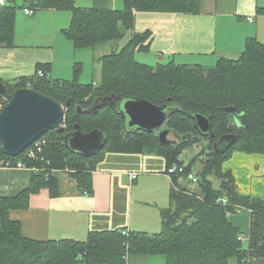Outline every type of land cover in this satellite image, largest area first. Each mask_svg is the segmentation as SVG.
<instances>
[{"label":"trees","instance_id":"trees-1","mask_svg":"<svg viewBox=\"0 0 264 264\" xmlns=\"http://www.w3.org/2000/svg\"><path fill=\"white\" fill-rule=\"evenodd\" d=\"M76 1L23 0L19 7L35 12L70 10L71 24L63 32L76 48L95 49L121 41L129 32L131 37L121 49L112 48L97 59L101 63L98 81L80 82L83 64L76 62L72 79L54 78L50 76L51 64L40 63L36 75L5 82L8 90L0 95V104L18 88L31 86L62 104L70 101V105L63 122L65 131L49 130L28 147L36 149L35 157L26 156L28 149L9 156L2 151L0 140V165L15 166L22 161L34 168L28 187L13 196L0 193V264H128L133 254H163L167 264H264V199L240 193L232 171L223 167L235 151L264 153V43L248 37L240 56L221 57L213 66L174 60L150 65L136 59V52L149 50L153 40L152 30L136 31V12L196 14L200 0H124L121 9L82 7ZM7 2L0 12V43L11 47L18 5L16 0ZM38 70L44 75H38ZM113 93L173 107L168 129L183 136L182 141L163 144L157 132L130 131L110 105L94 112L84 111L98 98ZM228 106L246 113L248 127L237 126L226 110ZM197 112L210 115L214 137L196 139L199 132L190 114ZM76 124L83 132L100 129L107 134V144L99 154L85 156L67 148L65 136ZM228 133L238 134V139L217 155L213 145ZM203 140L207 141L206 147L190 161L182 159L186 149H194ZM109 151L164 156L167 173L169 168L178 167L170 174L175 186L171 207L162 213L160 232L92 231L86 240H39L24 235L21 222L10 217L11 210L27 208L30 195L43 187L56 195L59 182L51 173L53 169L69 171L78 186L87 189L84 192L90 191L92 172ZM199 162L203 167L195 171ZM191 172L197 182L188 178ZM213 178L220 181L218 186ZM221 197L228 202H219ZM239 208L251 214L247 243L240 227L230 220Z\"/></svg>","mask_w":264,"mask_h":264},{"label":"crops","instance_id":"crops-1","mask_svg":"<svg viewBox=\"0 0 264 264\" xmlns=\"http://www.w3.org/2000/svg\"><path fill=\"white\" fill-rule=\"evenodd\" d=\"M5 5H0V12ZM92 5L118 9L123 8L124 0H93ZM261 8L264 0H200L196 14L138 11L136 31H153L149 52L140 54V60L153 64L180 60L213 66L221 57L237 58L248 37L264 43ZM71 20L72 12L68 10L40 9L32 15L24 8L17 11L14 46L0 43L2 82L36 75L40 63L51 64L50 76L70 79L74 74L68 78L61 74L71 73L76 60L71 59V46L62 41V37L70 40L63 30ZM58 43L66 50L63 59L56 55ZM223 167L232 171L240 193L264 199V153L235 151ZM166 169V159L161 155L109 151L92 172L90 191L84 192L87 189L80 188L69 171L53 169L58 193L53 195L43 187L30 195L27 208L11 210L10 217L21 222L24 235L39 240H86L92 231L112 229L160 232L162 213L171 207L175 186L173 175ZM132 173L137 177L133 179ZM31 176L32 170L27 168L0 165V193L16 195L30 185ZM250 219L248 209L230 215L246 241ZM128 264H167V257L133 254Z\"/></svg>","mask_w":264,"mask_h":264},{"label":"water","instance_id":"water-1","mask_svg":"<svg viewBox=\"0 0 264 264\" xmlns=\"http://www.w3.org/2000/svg\"><path fill=\"white\" fill-rule=\"evenodd\" d=\"M7 90V84L0 81V95L5 94ZM68 105L70 101L62 104L54 97L31 86L15 90L10 100L0 109L2 151L9 156H18L49 130L65 131L63 122ZM104 105L113 107L123 117L130 131L143 129L157 132L163 144L177 145L183 139V136L168 129L175 109L168 107L167 104L157 105L144 98L113 93L98 98L89 109L84 111L94 112ZM226 110L232 114L238 127H248L249 120L246 113H238L234 106H228ZM190 116L199 132L196 139L215 136L210 115L197 112ZM166 134L171 135L172 139H166ZM65 138L69 150L85 156L99 154L108 141L104 131L94 129L83 132L80 124H76L75 129L68 132ZM237 139L238 134L223 135L214 143V152L217 155L225 152Z\"/></svg>","mask_w":264,"mask_h":264},{"label":"rangeland","instance_id":"rangeland-1","mask_svg":"<svg viewBox=\"0 0 264 264\" xmlns=\"http://www.w3.org/2000/svg\"><path fill=\"white\" fill-rule=\"evenodd\" d=\"M20 0H16V4L19 6L20 4ZM92 2L93 0H77L76 1V5L78 6H82V7H90V6H94L92 5ZM21 5V4H20ZM122 8V7H121ZM121 8H118V9H121ZM23 8L21 7H18L17 8V11H22ZM70 11V10H68ZM131 37V32H129V34L127 35V37L121 41H113L111 43H108V44H104V45H100L98 46L97 48L95 49H91V48H76L75 45L73 44L72 41H68L67 39H65V37H62L63 38V42H64V45H69L71 46V59H76L77 61H81L82 64H83V68H82V72L80 73L79 75V81L82 82V83H88V82H91V81H98L100 80V77H101V63L99 61H97V59L99 57H101L102 55H105L106 53H108L109 51H111L112 48H117L118 49H121V47L124 46V44H126V42L128 41V39ZM57 48V51H56V55H58V57H61L62 59L65 57V48L64 46H62L60 43L57 44L56 46ZM76 48V51H74ZM145 52H149V50H146V51H137L136 52V59L138 61H141L140 58V54H147ZM66 59V58H65ZM65 59L63 61H65ZM76 60H73V63H72V67H71V73H68V72H63L61 75L63 77H71L72 74H75V71H74V61ZM178 63H185V62H179L180 60H177ZM149 64H152V65H155L153 64L152 62H147ZM216 64V63H215ZM214 64V65H215ZM205 65V64H204ZM67 69H68V66H67ZM74 77V75H72V77L70 79H72ZM166 139L170 140L172 139V136L169 135V134H166ZM207 146V141H202L200 144L196 145V147L194 149H186L181 157L182 159H184L186 162L190 161L194 156H196L198 154V152L201 151V149L203 147H206ZM203 167V164L201 162L197 163L196 167H195V171H199L201 168ZM214 182L216 183V185L218 186L219 185V180L216 179V178H213ZM193 187H196L193 186ZM245 235H247V233H245ZM244 235V236H245ZM245 243H247L246 240H244Z\"/></svg>","mask_w":264,"mask_h":264},{"label":"built area","instance_id":"built-area-1","mask_svg":"<svg viewBox=\"0 0 264 264\" xmlns=\"http://www.w3.org/2000/svg\"><path fill=\"white\" fill-rule=\"evenodd\" d=\"M7 3V0H0V5H5ZM25 13L28 14V15H32L35 11L31 8H25L24 9ZM249 20L252 19V17H249L248 18ZM38 75L42 76L44 75V72L43 70H38ZM10 99L8 97H4V99L2 100L1 104H0V109L4 106L5 103H7ZM28 151L26 150V156L32 158V157H35L36 156V149L34 148H27ZM8 166V165H7ZM17 168H27L29 170H33L34 168H30V167H27L22 161H19L16 165H15ZM182 168H180L181 170ZM176 170H178V167L174 166V167H171L168 169V174H171L173 172H175ZM137 177V173H132V178H136ZM188 178L190 180H192V182H197L198 179L195 175L194 172H191L189 173L188 175ZM219 202H222L223 204H226L228 202V199L226 197H221L218 199ZM242 210L241 208H239V211ZM124 233L126 234L127 232L124 231Z\"/></svg>","mask_w":264,"mask_h":264},{"label":"flooded vegetation","instance_id":"flooded-vegetation-1","mask_svg":"<svg viewBox=\"0 0 264 264\" xmlns=\"http://www.w3.org/2000/svg\"><path fill=\"white\" fill-rule=\"evenodd\" d=\"M234 134V133H233Z\"/></svg>","mask_w":264,"mask_h":264}]
</instances>
